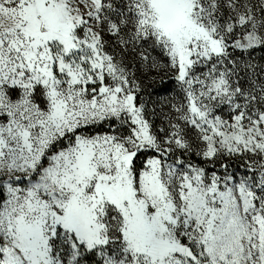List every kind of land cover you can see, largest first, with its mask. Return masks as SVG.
<instances>
[{
  "label": "snow or ice",
  "instance_id": "obj_1",
  "mask_svg": "<svg viewBox=\"0 0 264 264\" xmlns=\"http://www.w3.org/2000/svg\"><path fill=\"white\" fill-rule=\"evenodd\" d=\"M0 264H264V0H0Z\"/></svg>",
  "mask_w": 264,
  "mask_h": 264
}]
</instances>
